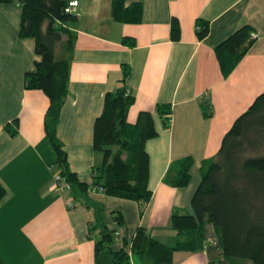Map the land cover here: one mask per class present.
I'll use <instances>...</instances> for the list:
<instances>
[{"label":"crops","instance_id":"0c3cea01","mask_svg":"<svg viewBox=\"0 0 264 264\" xmlns=\"http://www.w3.org/2000/svg\"><path fill=\"white\" fill-rule=\"evenodd\" d=\"M124 1L141 2L140 22L115 19L111 0H78L69 82L56 126L70 169L91 182L92 168L102 162L101 152L93 148L94 119L104 91L118 84L121 64L130 66L125 85L134 101L127 119L134 122L140 110H149L158 134L145 142L152 195L142 213L135 200L107 195L98 187L88 189V196L103 204L107 226L116 229L114 248L139 225L159 241L173 243L172 209L192 210L201 164L216 153L235 117L264 90V0ZM101 8L107 9V16L100 17ZM20 14L17 0L0 2V184L5 188L0 199V258L3 264H94L99 234L90 231L89 224L96 212L53 180L49 165L55 153L44 128L50 100L42 89L24 84L38 55L34 38L18 34ZM172 16L180 23L179 40L170 39ZM83 17L90 27L83 26ZM196 18L209 23L203 38L196 35ZM244 24L258 36L223 75L214 46ZM124 36H132L135 44H124ZM204 99L211 116L203 112ZM157 103L171 104L169 127H162ZM8 128L16 132L10 134ZM188 155L189 183L170 185L167 179L175 173L176 161ZM112 211L122 214L121 223ZM173 262L231 264L211 222L205 224L204 247L176 250Z\"/></svg>","mask_w":264,"mask_h":264},{"label":"trees","instance_id":"16d2710c","mask_svg":"<svg viewBox=\"0 0 264 264\" xmlns=\"http://www.w3.org/2000/svg\"><path fill=\"white\" fill-rule=\"evenodd\" d=\"M13 0H0L10 2ZM20 8L18 34L35 40L38 58L34 68L25 74L24 84L40 88L49 97L44 128L55 153L52 163L73 198L82 200L95 210L89 230H98L94 242V264H174L176 250L199 251L204 247L206 222L216 231L224 256L231 264H264V90L249 106L238 114L224 132L216 153L201 164L200 180L190 200L191 211L174 207L170 226L175 232L173 243L154 238L145 227H136L133 236L123 237L122 245L114 248L116 229H111L103 217L104 206L88 196V189L98 187L101 192L138 202L140 213L149 201V155L145 147L148 138L158 134L152 112L140 110L134 122L127 119L128 108L134 101L126 92V77L130 66L121 64L118 84L102 96L100 111L93 124V148L102 154V162L91 170V182L83 181L70 169L67 153L56 135V126L64 102L74 48L75 12L65 11L69 0H17ZM112 16L122 22H140L142 4L134 1L111 0ZM195 31L203 38L209 23L196 18ZM249 24L241 25L214 46L223 75H227L249 50L258 33ZM181 28L176 16L170 20L171 40H179ZM122 42L134 45L132 36ZM203 112L212 115L208 100L202 101ZM156 111L162 127L170 125L171 104L157 103ZM10 134L15 128H8ZM174 174L167 179L173 186L189 183L191 156L176 161ZM5 188L0 184V199ZM117 223L123 221L120 212L112 211ZM0 264H3L0 258Z\"/></svg>","mask_w":264,"mask_h":264},{"label":"built area","instance_id":"2783aa9c","mask_svg":"<svg viewBox=\"0 0 264 264\" xmlns=\"http://www.w3.org/2000/svg\"><path fill=\"white\" fill-rule=\"evenodd\" d=\"M78 4V0H69L67 6L65 7V11L67 12H75L77 14L76 11V6ZM253 35H256L255 33ZM126 92H131L129 88L126 89ZM49 168L52 170V174H53V180L55 182L56 187L58 188H63L65 186L64 182H62L59 171L57 169V167L53 164L49 165ZM69 205H72L71 202L68 203ZM116 235L117 232H116Z\"/></svg>","mask_w":264,"mask_h":264},{"label":"rangeland","instance_id":"374dc122","mask_svg":"<svg viewBox=\"0 0 264 264\" xmlns=\"http://www.w3.org/2000/svg\"><path fill=\"white\" fill-rule=\"evenodd\" d=\"M82 1V0H81ZM102 2V1H101ZM100 2V3H101ZM79 12H80V8H79ZM101 14H100V17H102V16H107L106 14H107V9H102L101 8ZM84 18V17H83ZM78 21H79V17H77L76 18V20L75 21H73V22H69V23H71L72 25H77L78 24ZM83 26L85 27V26H88V27H90L91 26V23H90V21H87V20H85V18H84V20H83ZM133 260H134V264H138V262H137V259L136 258H133Z\"/></svg>","mask_w":264,"mask_h":264}]
</instances>
